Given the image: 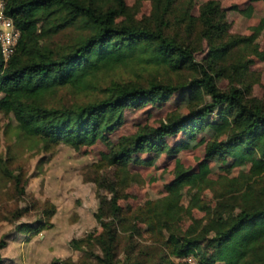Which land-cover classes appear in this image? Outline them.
I'll list each match as a JSON object with an SVG mask.
<instances>
[{"label": "trees", "instance_id": "1", "mask_svg": "<svg viewBox=\"0 0 264 264\" xmlns=\"http://www.w3.org/2000/svg\"><path fill=\"white\" fill-rule=\"evenodd\" d=\"M150 4L149 15L137 20L126 0H6L5 14L19 31V40L7 61L0 51V114L11 115L18 132L37 139L44 151L60 146L78 150L115 133L126 110L163 105L182 91L200 90L207 103L191 107L179 121L162 122L157 128L143 126L131 139L123 138L118 145L122 152L110 151L104 166L116 172H96L86 180L94 186L93 217L100 232L72 240L71 249L91 264H177L176 256L189 254L207 264H264V100L253 96L258 76L251 71L264 19L249 35L241 36L231 33L225 11L215 0L202 4L197 16L185 0H150ZM251 11L248 7L244 13L249 16ZM69 28L83 32L76 43L55 48L47 44L50 34ZM140 55L180 80L150 79L142 85L110 79L97 82V87L94 81L100 94L95 102L82 107L52 105L50 100L60 90L82 91L100 72L125 67ZM219 78L226 81V89L218 87ZM223 106L231 111L229 129L221 143L207 144L205 160L230 159L235 166L250 163L253 157L257 161L239 179L214 182L187 174L171 185L172 191L194 186L196 202L204 191L216 195L213 212L196 227L184 232L169 228L180 211L168 198L148 203L130 221L118 204L120 171L139 154L177 153L179 146L170 148L168 139L178 135L196 139L209 117ZM10 177L19 187L20 176ZM234 186L239 193L230 197L227 189ZM23 194L24 185L19 189ZM49 206L33 224L15 225L22 212L13 216L17 233L30 240L50 229L55 209ZM136 222L147 226L153 246L135 239ZM8 240L0 239V264L5 263L2 252ZM201 242L212 251L208 258L196 252ZM82 259L51 264H84Z\"/></svg>", "mask_w": 264, "mask_h": 264}, {"label": "rangeland", "instance_id": "2", "mask_svg": "<svg viewBox=\"0 0 264 264\" xmlns=\"http://www.w3.org/2000/svg\"><path fill=\"white\" fill-rule=\"evenodd\" d=\"M185 1L192 8V14L197 16L200 6L209 0ZM215 1L225 11L232 34L247 36L264 19L263 2ZM126 3L137 20L150 13V0H126ZM248 7L252 8L249 16L244 13ZM82 34L81 30L69 28L50 34L46 42L52 48L67 47L76 43ZM255 43L257 52L252 55L254 64L251 71L258 76V81L253 86L252 93L264 100V30ZM201 57L198 55L197 59ZM144 59L140 55L125 67L105 69L84 90H60L50 101L55 107H82L86 103L95 102L100 94L94 88V81L97 87V82L110 79L138 82L142 85L150 79L165 83H176L180 80L179 76L170 73L166 68L149 65ZM217 85L222 90L227 87L222 78L217 79ZM58 100L61 104H58ZM207 102L208 99L203 93L194 88L175 94L163 105L126 110L124 122L115 133L101 136L94 143L78 150L60 146L44 151L37 139L27 138L18 132L11 115L0 114V239L9 237L8 246L2 252L4 264H51L54 260L66 259L80 263L82 253L73 251L70 243L74 239L85 238L90 233L100 232L93 217L97 205L94 186L86 180L92 179L96 172L98 175L116 172L114 167L105 169L104 166L110 151L116 154L122 152L118 145L123 138L131 139L143 126L157 128L162 122L179 121L187 116L191 107H200ZM230 116L231 111L223 106L209 117L205 131L196 139L187 140L183 135L168 139L170 148L179 146L175 154H139L132 158L127 168L120 171L122 182L118 187V204L130 221L134 220L139 209L164 198L170 199L172 205L180 211L175 221L169 224V228L174 230L184 232L190 227H196L213 212L217 197L209 190L199 194L196 202L194 197L197 189L194 186L181 187L177 191H172L170 187L187 174H197L219 182L223 178L239 179L247 173L251 164L257 161L256 157L243 166H235L230 159L221 163L205 160L207 144L218 145L225 140ZM98 166L99 169L96 170L95 167ZM10 175L20 176L19 187L24 185L23 195H19L20 188L16 187ZM238 193L236 186L227 189L230 197H236ZM48 206L55 209L50 220V229L30 240L17 233L15 225L35 223L41 216V211ZM21 212L14 225L11 221L13 216ZM134 224V237L138 243L153 246L155 241L147 226L138 222ZM196 252L203 253L207 258L212 253L206 242H201ZM82 260L84 264H91Z\"/></svg>", "mask_w": 264, "mask_h": 264}, {"label": "built area", "instance_id": "3", "mask_svg": "<svg viewBox=\"0 0 264 264\" xmlns=\"http://www.w3.org/2000/svg\"><path fill=\"white\" fill-rule=\"evenodd\" d=\"M6 0H0V51L4 61H7L18 43L19 31L13 21L5 14ZM173 261L177 264H207L199 261L196 254L176 256Z\"/></svg>", "mask_w": 264, "mask_h": 264}]
</instances>
